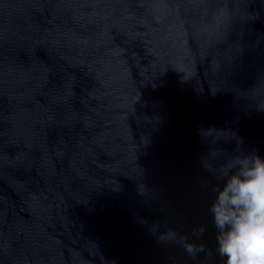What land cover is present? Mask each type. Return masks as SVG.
<instances>
[{
    "label": "water",
    "instance_id": "1",
    "mask_svg": "<svg viewBox=\"0 0 264 264\" xmlns=\"http://www.w3.org/2000/svg\"><path fill=\"white\" fill-rule=\"evenodd\" d=\"M240 150L264 0H0V264H223L210 173Z\"/></svg>",
    "mask_w": 264,
    "mask_h": 264
},
{
    "label": "clouds",
    "instance_id": "2",
    "mask_svg": "<svg viewBox=\"0 0 264 264\" xmlns=\"http://www.w3.org/2000/svg\"><path fill=\"white\" fill-rule=\"evenodd\" d=\"M210 174L216 180L211 187L214 196L209 213L216 229L217 254L223 264H264V157L240 150L218 172ZM160 228L159 221L151 226L153 233H159L160 242L177 238L175 229L164 225L165 231L160 232ZM204 232L200 227L193 235L199 239ZM179 239L192 259L201 253L209 255L202 244L190 241L187 235Z\"/></svg>",
    "mask_w": 264,
    "mask_h": 264
}]
</instances>
